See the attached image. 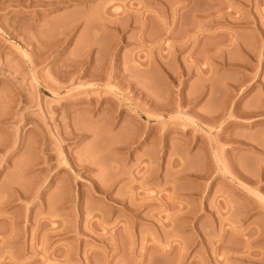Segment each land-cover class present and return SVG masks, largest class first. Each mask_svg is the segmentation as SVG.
Masks as SVG:
<instances>
[{"label":"rangeland","instance_id":"rangeland-1","mask_svg":"<svg viewBox=\"0 0 264 264\" xmlns=\"http://www.w3.org/2000/svg\"><path fill=\"white\" fill-rule=\"evenodd\" d=\"M0 264H264V0H0Z\"/></svg>","mask_w":264,"mask_h":264},{"label":"bare ground","instance_id":"bare-ground-1","mask_svg":"<svg viewBox=\"0 0 264 264\" xmlns=\"http://www.w3.org/2000/svg\"><path fill=\"white\" fill-rule=\"evenodd\" d=\"M66 2V1H65ZM61 3V2H60ZM53 5H54V3H53Z\"/></svg>","mask_w":264,"mask_h":264}]
</instances>
